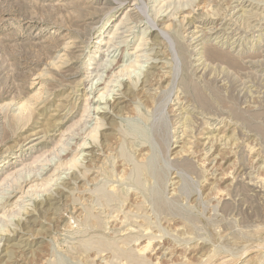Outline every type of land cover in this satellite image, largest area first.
I'll return each mask as SVG.
<instances>
[{"label":"rangeland","instance_id":"374dc122","mask_svg":"<svg viewBox=\"0 0 264 264\" xmlns=\"http://www.w3.org/2000/svg\"><path fill=\"white\" fill-rule=\"evenodd\" d=\"M118 48L106 82L137 87L93 112ZM222 130L227 150L206 143ZM2 193L0 264H264V0H0Z\"/></svg>","mask_w":264,"mask_h":264},{"label":"bare ground","instance_id":"6f19581e","mask_svg":"<svg viewBox=\"0 0 264 264\" xmlns=\"http://www.w3.org/2000/svg\"><path fill=\"white\" fill-rule=\"evenodd\" d=\"M215 1V0H214ZM226 6V5H225ZM202 8V7H201ZM203 9H205V7L203 8ZM158 12V11H157ZM160 12H161V10H160ZM159 12V13H160ZM200 12V11H199ZM226 15V14H225ZM209 16V15H208ZM207 16V17H208ZM186 17V16H185ZM199 19V18H198ZM248 19V18H247ZM240 21V20H239ZM153 22V21H152ZM243 23V22H242ZM249 23V22H248ZM168 25V24H167ZM166 25V26H167ZM171 25V24H170ZM197 25V24H196ZM194 26V25H193ZM200 26V25H199ZM199 26H195V30L197 31V29L199 28ZM167 27H169V26H167ZM217 27V26H216ZM211 28V27H210ZM209 28V29H210ZM213 29H215V28H213ZM208 30V29H207ZM124 31V30H123ZM164 31V30H163ZM162 32V31H161ZM212 32V31H211ZM121 34V33H120ZM143 34H145L144 32H143ZM119 35V34H118ZM111 40V39H110ZM99 41V40H98ZM99 42H102V41H99ZM109 42V41H108ZM111 42H113L112 40H111ZM110 42V43H111ZM119 42V41H118ZM118 42H115L114 44H113V46H117L118 45ZM125 41H123L122 43H124ZM121 43V41L119 42V44ZM122 43H121V45H122ZM112 46V45H111ZM110 47V46H109ZM120 47V46H119ZM122 47V46H121ZM123 48V47H122ZM101 49V48H100ZM108 49V48H107ZM117 50H119L118 51V53L116 54V51ZM116 51L115 50H112V51H109L108 52V57L107 56H105V57H107L108 58V60L105 62V63H103V62H101V64H100V66L102 67V73L101 74H98L97 75V79H94L93 78V81L91 82V84H90V86H87L88 87V89L90 88V93H89V97L88 98H86L87 100L86 101H88V105H89V108H90V110L91 109H93V112L94 111H96L97 109H98V111L97 112H100V109H104L103 111H101V112H103V114L104 115H106V114H108V113H110L109 112V104H116L117 103V105H118V103H121V102H123L122 101V98H127L126 97V95H124V96H116L115 97V94H117L116 92H118L119 91V93H121L122 94V92H120V91H122V89H120V88H122V86L124 85L125 86V88H126V92L124 91V93H126V94H128V93H130V92H133L132 90H135L134 89V87L132 86L134 83H135V80H134V82L132 83V85H130V82H131V79H132V75H134V74H132L134 71H131V69L129 70V68H128V71L126 70V72L124 71L123 73H119V75H117V77H115V79H112V80H108V83H109V81H110V84H111V82H115V84H108L106 81V78L104 77V73L105 74H109L111 71L112 72H115V67L116 66H121L122 65V62H123V54H124V51L121 49V48H118ZM113 51H115V53H113V54H110V52L112 53ZM210 51V50H209ZM212 53V52H211ZM107 55V54H106ZM209 55H210V53H209ZM217 56V55H216ZM212 57V56H211ZM161 58V57H160ZM213 58V57H212ZM147 59V58H146ZM210 59V58H209ZM221 59V58H220ZM150 60V58H148L147 59V61L146 62H148ZM207 61V60H206ZM96 63H99V62H96ZM164 63V62H163ZM166 64V63H165ZM165 64L163 65L162 63L161 64H157V63H153L152 65H151V67L150 68H152V71L150 70V71H148L147 73H146V79H145V81H143L142 82V84H141V88H140V91H142V92H146L147 94H146V96L148 95V94H153L152 93V91L151 92H149L150 91V89H152L153 91H155L157 88H158V86H160L161 84H162V82L163 81H165V79L166 78H168L169 76H168V74H167V71H166V69H165ZM211 64V63H210ZM95 65V64H94ZM98 66H99V64H97ZM97 65H95V66H97ZM124 65V64H123ZM97 66V67H98ZM128 66V65H127ZM167 66V65H166ZM141 67V66H140ZM143 67V66H142ZM125 68V67H124ZM211 68V67H210ZM154 69V70H153ZM95 70V69H94ZM114 70V71H113ZM96 71V70H95ZM94 71V72H95ZM100 71V70H99ZM97 72V71H96ZM95 72V73H96ZM137 72H140V71H137ZM135 73V72H134ZM112 74V73H111ZM110 74V75H111ZM114 74V73H113ZM112 74V75H113ZM139 74L140 73H138V77H140L139 76ZM135 75V76H136ZM211 75V74H210ZM96 76V75H95ZM145 76V75H144ZM107 77V76H106ZM111 77V76H110ZM113 77V76H112ZM133 81V80H132ZM170 81V80H169ZM104 82H105V84H104ZM137 83H136V85H135V87H137V84H138V81H136ZM84 84V83H83ZM104 84V85H103ZM82 85V84H81ZM103 85V86H102ZM100 86H102L101 87V90L102 91H100V93H98V94H96L95 96H91L90 94H92V93H94V91L96 90V89H98ZM86 87V88H87ZM149 88V91L147 92V90H146V88ZM165 87V86H164ZM160 88V87H159ZM158 88V89H159ZM87 90V89H86ZM99 90H100V88H99ZM157 91V90H156ZM145 95V94H144ZM154 95V94H153ZM149 96V95H148ZM151 97H152V95H151ZM182 96H180L179 98H181ZM141 99V98H140ZM199 99L201 100V102L202 103H204V98H202V97H199ZM105 101V102H104ZM189 101V100H188ZM184 102V101H183ZM87 103V102H86ZM185 103V102H184ZM183 103V104H184ZM205 103H207L206 101H205ZM208 104V103H207ZM95 105V107L94 108H92L93 106ZM83 106H85V105H83ZM88 107V106H87ZM122 108V107H121ZM21 109V108H20ZM22 110H23V108H22ZM85 111L86 110H88V109H86V107H85V109H84ZM89 110V111H90ZM126 110H124V112H125ZM92 112V111H91ZM90 112V113H91ZM118 112V111H117ZM126 112H128V111H126ZM96 113V112H95ZM123 113V112H122ZM92 114V113H91ZM112 114V113H111ZM91 116V115H90ZM90 118V117H89ZM235 118V117H234ZM230 120V119H229ZM209 123V122H208ZM207 123V124H208ZM223 123V122H222ZM226 125V124H225ZM184 126V125H183ZM182 126V127H183ZM208 126H209V124H208ZM227 126V125H226ZM179 127H180V125H179ZM225 127V126H224ZM184 129H182L181 130V128H180V130H181V132L179 133V136H180V138H181V140H183V137H188V135H187V128H186V125H185V127H183ZM207 128H209V127H207ZM205 129V128H204ZM210 129H212V130H219V127H211ZM220 129H221V127H220ZM190 130V129H189ZM211 130V131H212ZM225 130V129H224ZM192 131V130H191ZM210 131V130H209ZM222 132H223V130H222ZM221 131H217V134L216 135H213V136H208L207 135V142L206 143H208L209 142V144H210V142H214V140H215V142L216 143H218V145H220L222 148H221V150L223 149V150H227V148L230 146L229 144V146L227 145V142H226V140L227 139H230V138H227L225 135H224V132L222 133ZM208 133V132H207ZM178 134V133H177ZM210 134H213V133H210ZM228 135V134H227ZM194 136V135H193ZM177 137H178V135H177ZM230 137H232V136H230ZM189 138H190V136H189ZM178 139V138H177ZM194 139V138H193ZM189 140V139H188ZM191 140V139H190ZM187 141V140H186ZM192 142V141H191ZM184 143H186V142H184ZM86 144V143H85ZM188 144V143H187ZM192 144V143H191ZM236 144V143H235ZM210 145H213V143L212 144H210ZM191 146V145H190ZM215 146V145H214ZM213 147V146H212ZM212 147H211V149H212ZM219 147V146H218ZM182 149H181V152H186V151H189V148H191V147H189V145L187 146V145H185V146H183V147H181ZM217 148V147H216ZM205 149V148H204ZM207 149H209V148H207ZM230 149V148H229ZM252 149V148H251ZM250 149V150H251ZM192 150V149H191ZM255 150V149H254ZM179 150H177V152H178ZM209 151V150H208ZM211 151V150H210ZM230 151H232V150H230ZM229 151V152H230ZM100 152V151H99ZM180 152V151H179ZM193 152V151H192ZM219 152V151H218ZM252 152H253V150H252ZM182 153V154H183ZM206 153V152H205ZM208 153V152H207ZM230 153H232V152H230ZM142 153H140V155H141ZM185 154V153H184ZM183 154V155H184ZM187 154V153H186ZM189 154H190V151H189ZM218 154V153H217ZM180 155H181V153H180ZM206 155V154H205ZM204 155V156H205ZM210 155V154H209ZM234 155H235V153H234ZM142 156V155H141ZM182 156V155H181ZM181 156H179V157H181ZM195 156V155H194ZM213 156V155H212ZM82 157V156H81ZM97 157V156H96ZM178 157V156H177ZM184 157V156H183ZM209 157V156H208ZM207 157V158H208ZM94 158V157H93ZM206 158V159H207ZM211 159V158H210ZM141 160V159H140ZM145 160V159H144ZM214 160V159H213ZM95 161H96V158H95ZM205 162H206V160H204ZM94 162V161H93ZM143 162V161H142ZM239 162V161H238ZM74 163V162H73ZM102 164V163H101ZM204 164V163H203ZM93 165V164H92ZM98 165V164H97ZM96 165V166H97ZM99 166H101V165H99ZM93 167V166H92ZM98 168V167H97ZM101 168V167H100ZM104 168V167H103ZM92 169V168H91ZM214 169V168H213ZM217 169V168H216ZM94 170H95V166H94ZM97 170V172H98V169H96ZM95 170V171H96ZM207 170V169H206ZM210 170V169H209ZM260 170V169H259ZM93 171V170H92ZM94 171V172H95ZM143 171H144V169H143ZM228 171V170H227ZM226 171V172H227ZM100 172V171H99ZM209 172H212V171H209ZM218 172V171H217ZM224 173V172H223ZM222 173V175L219 177V180H220V178L221 179H223L224 180V178L225 177H227L226 175H228V174H223ZM229 173V172H228ZM93 173H91V175H92ZM95 174V173H94ZM123 174V173H122ZM143 174V173H142ZM210 174V173H209ZM213 174H215L214 172H213ZM121 175V174H120ZM216 175V174H215ZM215 175H214V177H215ZM95 176V175H94ZM210 176H212V175H210ZM217 176V175H216ZM116 177V176H115ZM213 177V178H214ZM21 178V177H20ZM19 178V179H20ZM93 178V177H92ZM207 179H208V177H207ZM237 179V178H236ZM21 181V180H20ZM215 181V180H214ZM5 182V181H4ZM209 182V181H208ZM222 182V181H221ZM218 183V182H217ZM114 185V184H113ZM219 185V184H218ZM217 186V185H216ZM215 186V184H213L210 188H212L211 190L213 191H215V194H218V195H220L219 193L222 191V192H224L222 189H219L218 187H220V186H218V187H216ZM110 187H112L111 188V190L113 189V186H111L110 185ZM114 187H115V185H114ZM209 188V189H210ZM116 189V188H115ZM114 189V190H115ZM71 190V189H70ZM108 190H110V189H108ZM211 190H209V193L210 192H212ZM116 191H117V189H116ZM112 192V191H111ZM81 193H83V192H81ZM118 192H116V194H117ZM214 193V192H213ZM104 194V193H103ZM1 195H3V193L2 194H0V196ZM102 195V194H101ZM110 195H111V193H110ZM211 195H214V194H211ZM103 196H106V195H103ZM125 196V195H124ZM215 196V195H214ZM88 197V196H87ZM111 197L112 198H114L113 197V195H111ZM213 197V196H212ZM218 197V196H217ZM104 199V198H103ZM135 199H136V197H135ZM50 200V199H49ZM83 200V199H82ZM119 201V200H118ZM124 201V200H123ZM96 202V201H95ZM99 203V202H98ZM115 203V202H114ZM95 205V204H94ZM107 205V204H106ZM142 205V204H141ZM87 206V205H86ZM104 206V205H103ZM137 206H138V204H137ZM96 207V206H95ZM115 207V206H114ZM130 207V206H129ZM77 208V207H76ZM79 208V207H78ZM111 208V207H110ZM132 208V207H131ZM88 209V208H87ZM128 209V208H127ZM133 209V208H132ZM75 210H77V209H75ZM110 210V209H109ZM113 210H114V208H113ZM89 211V210H88ZM107 211V210H106ZM112 211V210H111ZM122 211V210H121ZM100 212V211H99ZM120 212V211H119ZM125 212V211H124ZM74 213V212H73ZM122 213V212H121ZM96 214H98V213H96ZM128 214V213H127ZM72 215V214H71ZM79 215V214H78ZM84 215H86V214H84ZM115 215V214H114ZM100 216V215H99ZM128 216H129V214H128ZM102 217V216H101ZM109 216H107V218H108ZM113 217V216H112ZM123 216H121V218H122ZM128 218V217H127ZM75 219H76V217H75ZM94 219V218H93ZM104 219V218H103ZM123 219V218H122ZM78 220V219H77ZM77 220H75V221H77ZM99 220H102V219H100L99 218ZM97 221V220H96ZM108 221V220H107ZM116 221V220H115ZM119 221V220H118ZM129 221V220H128ZM145 221V220H144ZM92 222V221H91ZM99 222V221H98ZM74 223V222H73ZM81 223V222H80ZM97 223V222H96ZM109 223V222H108ZM119 223H120V221H119ZM122 223V222H121ZM120 223V224H121ZM124 223V222H123ZM122 223V224H123ZM137 223V222H136ZM68 224H69V222H68ZM71 224V223H70ZM115 224H116V222H115ZM65 225H66V223H65ZM81 225V224H80ZM150 225V224H149ZM98 226H100V225H98ZM141 226V225H140ZM77 227V226H76ZM87 227V226H86ZM97 227V226H96ZM130 227V226H129ZM135 227V226H134ZM68 228V227H67ZM142 228V227H141ZM149 228V227H148ZM76 229V228H75ZM150 229V228H149ZM16 230V229H15ZM181 230V229H180ZM126 231V230H125ZM141 231V230H140ZM145 231L147 232V230L145 229ZM148 231H151V230H148ZM3 232V231H2ZM146 232H145V234H146ZM142 233V232H141ZM152 233V232H151ZM154 233H156V232H154ZM129 234V233H128ZM148 234H150L149 232H148ZM176 234V233H175ZM178 234V233H177ZM134 235V234H133ZM147 235V234H146ZM125 236V235H124ZM151 236H154V235H152L151 234ZM121 237V236H120ZM134 237V236H133ZM136 237V236H135ZM150 237V236H149ZM148 237V238H149ZM156 237H157V234H156ZM155 236H154V238H150L151 240H155V239H160L161 237H159V238H156ZM124 238V237H123ZM147 238V242H145V243H140V242H138V244L136 245V247L134 248V250L136 251V252H130L129 254H132L133 253V255L135 254L136 255V253L137 254H146L147 253V251H148V249L150 250L152 247V243H150V239H148ZM130 239V238H129ZM120 240V239H119ZM134 240V239H133ZM162 240V239H161ZM121 241V240H120ZM124 241V240H123ZM135 241V240H134ZM145 241H146V239H145ZM157 241V240H156ZM131 242H133V241H131ZM198 242V241H197ZM103 243V242H102ZM124 243V242H123ZM134 243V242H133ZM122 244V243H121ZM120 244V245H121ZM130 244V243H129ZM170 244V243H169ZM151 245V246H150ZM156 245V244H155ZM154 245V246H155ZM158 245H159V243H158ZM163 245V244H162ZM165 245V244H164ZM172 245V244H171ZM200 245V244H199ZM128 246V245H127ZM135 246V245H134ZM168 246V245H167ZM111 247V246H110ZM117 247H118V245H117ZM117 247H115L116 249H117ZM124 247V246H123ZM130 247V246H129ZM151 247V248H150ZM163 247V246H162ZM166 247V246H165ZM177 247V246H176ZM125 248V247H124ZM132 248V247H131ZM158 248V247H157ZM157 248H156V250H157ZM159 248H161V247H159ZM182 248V247H181ZM196 248V247H195ZM198 248V247H197ZM101 249V248H100ZM118 249H120V251H121V246H119V248ZM153 249V248H152ZM151 249V250H152ZM164 249V248H163ZM168 250H170L169 248H167ZM81 250V249H80ZM113 250V249H112ZM127 252H128V249L126 248L125 249ZM131 250V249H130ZM158 250H160V249H158ZM201 250V249H200ZM115 251V250H114ZM118 251V250H117ZM124 251V250H123ZM155 251V250H154ZM160 251H162V248H161V250ZM160 251H158V252H156V253H159ZM166 251V250H165ZM186 251V250H185ZM84 252V251H83ZM122 252V251H121ZM125 252V251H124ZM124 252H122L123 254H124ZM174 252V251H173ZM102 253V252H101ZM114 253V255H115V252H113ZM151 252L149 251V253H148V255L150 254ZM172 253V252H171ZM174 253H176V251L174 252ZM174 253H172V254H174ZM85 254V253H84ZM120 254L121 253H119V257H120ZM144 254V256H143V258L144 257H146L147 255H145ZM171 254V255H172ZM101 255V254H100ZM103 255V254H102ZM116 255H118V253H116ZM115 255V256H116ZM125 255H128V254H126L125 253ZM124 255V256H125ZM155 255V254H154ZM157 255V254H156ZM160 255H161V253H160ZM171 255H169L170 257H171ZM185 255V254H184ZM79 256V255H78ZM112 256V255H111ZM129 256V255H128ZM132 256V255H131ZM150 256V255H149ZM164 256V255H163ZM173 256V255H172ZM203 256V255H202ZM79 257H81V256H79ZM119 257H116V258H119ZM122 257V258H121ZM121 259H123V255H121ZM137 257H139V255L137 256ZM136 257V258H137ZM151 257V256H150ZM158 257L159 256H157L156 258V260H159L158 259ZM164 257H166V256H164ZM163 257V258H164ZM175 257V256H174ZM173 257V258H174ZM186 257V256H185ZM184 257V258H185ZM111 258V257H110ZM113 258V257H112ZM115 258V259H116ZM126 258V256L124 257V259ZM142 258V259H143ZM148 258V257H147ZM153 258V257H152ZM201 258V257H200ZM131 258H129L128 260L129 261H131L130 260ZM138 259V258H137ZM139 259H140V257H139ZM146 259V258H145ZM150 259V258H149ZM165 259V258H164ZM171 259V258H170ZM111 260V259H110ZM109 260V261H110ZM134 260H135V258H134ZM134 260H133V262H134ZM141 260V259H140ZM148 260V259H147ZM155 260V259H154ZM91 261V260H90ZM118 261V260H117ZM116 261V262H117ZM144 261V260H143ZM167 261V260H166ZM171 261V260H170ZM132 261H131V263H133ZM138 263H139V261H137ZM145 262V261H144ZM44 263V262H43ZM51 263V262H50ZM53 263V262H52ZM51 263V264H52ZM107 263H109V262H107ZM137 263V264H138ZM150 263H155V262H152V259H151V262ZM160 263V262H159ZM169 263V262H168ZM55 264V263H54ZM59 264V263H58ZM117 264V263H116ZM134 264V263H133ZM136 264V263H135ZM142 264H143V262H142ZM146 264V263H145ZM148 264V263H147ZM156 264H157V262H156ZM173 264V263H172ZM185 264V263H184Z\"/></svg>","mask_w":264,"mask_h":264}]
</instances>
